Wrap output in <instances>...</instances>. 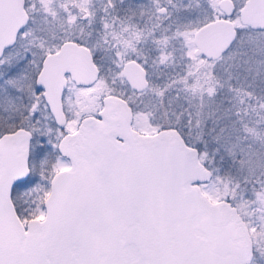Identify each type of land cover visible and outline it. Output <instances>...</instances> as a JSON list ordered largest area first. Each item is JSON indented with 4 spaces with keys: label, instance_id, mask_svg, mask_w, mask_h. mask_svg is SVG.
Wrapping results in <instances>:
<instances>
[{
    "label": "snow or ice",
    "instance_id": "6c2138e0",
    "mask_svg": "<svg viewBox=\"0 0 264 264\" xmlns=\"http://www.w3.org/2000/svg\"><path fill=\"white\" fill-rule=\"evenodd\" d=\"M0 264H264V0H0Z\"/></svg>",
    "mask_w": 264,
    "mask_h": 264
}]
</instances>
